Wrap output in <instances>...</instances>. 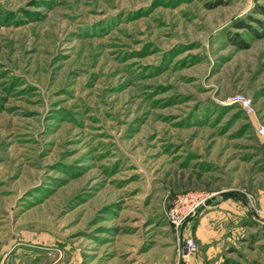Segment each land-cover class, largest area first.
<instances>
[{"label": "rangeland", "instance_id": "374dc122", "mask_svg": "<svg viewBox=\"0 0 264 264\" xmlns=\"http://www.w3.org/2000/svg\"><path fill=\"white\" fill-rule=\"evenodd\" d=\"M0 264H264V0H0Z\"/></svg>", "mask_w": 264, "mask_h": 264}, {"label": "built area", "instance_id": "2783aa9c", "mask_svg": "<svg viewBox=\"0 0 264 264\" xmlns=\"http://www.w3.org/2000/svg\"><path fill=\"white\" fill-rule=\"evenodd\" d=\"M232 102L238 103L242 109L250 112L251 107L249 100L240 94H235L230 99ZM211 198V195H193V194H187V195H180L175 199L172 206L168 210V220L171 223V226H174L177 233V238L179 239L181 235V228L182 225L188 220V218L194 216L197 214L199 209L202 208L203 205ZM182 241V253L188 254L195 250L196 243L192 240L190 237H184L181 239Z\"/></svg>", "mask_w": 264, "mask_h": 264}]
</instances>
